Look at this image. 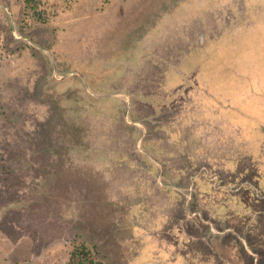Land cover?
<instances>
[{"label":"rangeland","instance_id":"374dc122","mask_svg":"<svg viewBox=\"0 0 264 264\" xmlns=\"http://www.w3.org/2000/svg\"><path fill=\"white\" fill-rule=\"evenodd\" d=\"M50 6L0 0V264H264V192L230 204L264 167V0Z\"/></svg>","mask_w":264,"mask_h":264},{"label":"trees","instance_id":"16d2710c","mask_svg":"<svg viewBox=\"0 0 264 264\" xmlns=\"http://www.w3.org/2000/svg\"><path fill=\"white\" fill-rule=\"evenodd\" d=\"M22 1L25 4V15L29 19L38 22H48L50 20V17L53 15V13H51L52 11L50 8L51 7L50 0H22ZM259 260H260L259 258L256 262L253 260L251 264H260ZM68 264H103V263L95 257L93 252L85 244H80L75 246V248L71 252Z\"/></svg>","mask_w":264,"mask_h":264},{"label":"crops","instance_id":"0c3cea01","mask_svg":"<svg viewBox=\"0 0 264 264\" xmlns=\"http://www.w3.org/2000/svg\"><path fill=\"white\" fill-rule=\"evenodd\" d=\"M257 168L258 171L252 176L253 185L251 186L252 193L250 194L252 200L249 202L248 200L242 198L237 194L234 203L233 204L230 203L231 206L236 210L235 212H239L244 216H247V218H249L250 221H254L255 219L258 218L257 216L260 210L258 211V209L255 208L254 204L259 202V199H261L259 195L262 192H264V167H257Z\"/></svg>","mask_w":264,"mask_h":264},{"label":"flooded vegetation","instance_id":"af4514ba","mask_svg":"<svg viewBox=\"0 0 264 264\" xmlns=\"http://www.w3.org/2000/svg\"><path fill=\"white\" fill-rule=\"evenodd\" d=\"M247 221H249L250 222V219L249 218H245ZM243 244H244V246H245V248H246V250L249 252V254L252 256V258H253V260L256 262L257 260H258V258L260 259V256H259V254H257L256 252H255V249L253 250V248L250 246V245H246V243L245 242H243ZM252 260V261H253ZM251 261V262H252ZM260 261V260H259ZM260 264H261V261H260Z\"/></svg>","mask_w":264,"mask_h":264},{"label":"water","instance_id":"95a60500","mask_svg":"<svg viewBox=\"0 0 264 264\" xmlns=\"http://www.w3.org/2000/svg\"><path fill=\"white\" fill-rule=\"evenodd\" d=\"M118 95V94H117Z\"/></svg>","mask_w":264,"mask_h":264}]
</instances>
